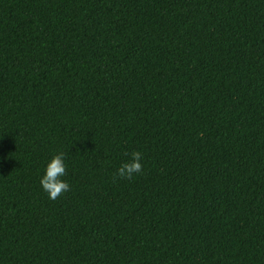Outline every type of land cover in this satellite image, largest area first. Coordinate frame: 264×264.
<instances>
[{
  "label": "trees",
  "instance_id": "1",
  "mask_svg": "<svg viewBox=\"0 0 264 264\" xmlns=\"http://www.w3.org/2000/svg\"><path fill=\"white\" fill-rule=\"evenodd\" d=\"M0 264H264V0H0Z\"/></svg>",
  "mask_w": 264,
  "mask_h": 264
},
{
  "label": "clouds",
  "instance_id": "2",
  "mask_svg": "<svg viewBox=\"0 0 264 264\" xmlns=\"http://www.w3.org/2000/svg\"><path fill=\"white\" fill-rule=\"evenodd\" d=\"M66 153L58 151L46 162L39 183L50 200H56L62 193L69 191V183L64 179L66 175ZM143 172V154L134 150L130 160L124 162L118 169L117 174L121 178L131 179L136 174Z\"/></svg>",
  "mask_w": 264,
  "mask_h": 264
}]
</instances>
